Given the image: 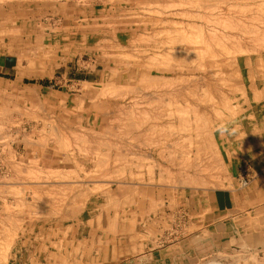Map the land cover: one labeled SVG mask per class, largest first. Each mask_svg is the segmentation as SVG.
<instances>
[{
    "label": "rangeland",
    "instance_id": "374dc122",
    "mask_svg": "<svg viewBox=\"0 0 264 264\" xmlns=\"http://www.w3.org/2000/svg\"><path fill=\"white\" fill-rule=\"evenodd\" d=\"M195 1L0 0L4 50L31 59L27 72L35 59L53 65L41 64L44 78L0 84V264H21L20 247L27 264L55 251L67 264L74 238L96 228L156 246L183 229L178 197L223 187L225 138L263 118L253 93L264 89V0ZM242 27L263 30L246 37ZM96 200L113 215L108 228L85 221ZM241 259L200 264H257Z\"/></svg>",
    "mask_w": 264,
    "mask_h": 264
},
{
    "label": "crops",
    "instance_id": "0c3cea01",
    "mask_svg": "<svg viewBox=\"0 0 264 264\" xmlns=\"http://www.w3.org/2000/svg\"><path fill=\"white\" fill-rule=\"evenodd\" d=\"M6 28L7 24L0 22V84L20 85L28 77H46L40 73L41 64H47L49 70L53 68L50 60L35 59L33 72H27L28 65L22 66V60L27 58L20 57V52L9 53L4 50L2 32ZM38 32L44 37L49 36L44 31ZM255 90V99L263 103V88L255 87ZM259 106L264 112V103ZM262 116L261 121H244L237 131H231L225 138L224 142L229 145L225 155L226 180L222 188L185 193L174 201L173 209L177 207L178 214L182 216V231L175 236L164 237V241L153 247L142 245L137 240H132L133 246L129 243L126 245L123 235L110 237L111 234L102 228L104 221L107 223L105 228L110 226L113 215L97 213V200L87 202L86 214H89V219L85 221L97 222L102 229H91L88 233L85 231L78 234L79 240L74 238L73 247L69 249L67 264L77 259L79 264H200L208 259L232 260V257L238 256L245 260L252 258L257 264H264V113ZM244 169L247 170V177L242 184ZM99 231L101 234L98 240L96 237ZM94 239H97L94 244L97 245V250L89 245ZM51 245L54 247L55 244ZM23 249L24 247H20L14 252L15 263L17 260L21 264L30 262L32 255L24 254ZM55 252H48L47 260L42 264H55ZM41 253L36 259L33 257V260L39 261ZM94 253L95 257H92Z\"/></svg>",
    "mask_w": 264,
    "mask_h": 264
},
{
    "label": "bare ground",
    "instance_id": "6f19581e",
    "mask_svg": "<svg viewBox=\"0 0 264 264\" xmlns=\"http://www.w3.org/2000/svg\"><path fill=\"white\" fill-rule=\"evenodd\" d=\"M204 1H205V0H204ZM204 1H203V0L201 1V0H200V1H198V3L202 4ZM220 1H221V0H220ZM220 1L217 0V2H218V3L216 2L217 5H218V4H221ZM223 1H224V0H223ZM233 1H234V0H233ZM194 2H196V1L194 0ZM201 2H202V3H201ZM206 2H207V1H206ZM206 2H205V3H206ZM212 2H213V7H217V8H218V7L220 6V5L217 6V5L215 4V0L212 1ZM212 2H211V3H212ZM219 2H220V3H219ZM191 3H192V2H191ZM198 3H197V4H198ZM223 3H224V2H223ZM262 3H263V2H262ZM206 4H209V3H206ZM214 4H215V6H214ZM263 4H264V3H263ZM195 5H196V4H195ZM203 5H204L205 7H208V5L206 6L205 4H202V6H203ZM209 5H210V4H209ZM222 5H223V4H222ZM224 5H225V4H224ZM230 5H231V4H230ZM197 6H198V5H197ZM226 6H227V4H226ZM199 7H200V6H199ZM211 7H212V6H211ZM213 7H212V9H213ZM223 7H224V6H223ZM231 7H232V6H231ZM247 7H248V6H247ZM221 8H222V7H221ZM228 8H229V7H228ZM228 8H227V9H228ZM232 8H234V7H232ZM242 8H244V7H242ZM242 8H241V9H242ZM249 8H250V7H249ZM258 8H259V7H258ZM263 8H264V7H263ZM225 9H226V7H225ZM247 9H248V8H247ZM219 10H220V9H219ZM222 10H224V9H222ZM232 10H233V9H232ZM236 10H237V9H236ZM239 10H240V7H239ZM228 11H229V10H228ZM240 11H241V10H240ZM259 11H261L260 8H259ZM238 12H239V11H238ZM259 13H261V12H259ZM232 14H233V13H232ZM233 15H234V14H233ZM243 15H244V14H243ZM254 15H255V14H254ZM263 15H264V14H263ZM218 16H219V15H218ZM218 16H217V17H218ZM223 16H224V15H223ZM259 16H260V15H259ZM221 17H222V16H221ZM229 17H230V16H229ZM250 17H251V16H250ZM263 17H264V16H263ZM231 18H232V17H231ZM239 18H240V17H239ZM260 18H261V17H260ZM225 19H226V18H225ZM246 19H247V18H246ZM250 19H252V17H251ZM263 19H264V18H263ZM208 20H209V19H208ZM214 20H215V19H214ZM228 20H229V19H228ZM228 20H227V21H228ZM248 20H249V19H248ZM256 20H257V19L255 18V21H256ZM260 20H261V19H260ZM217 21H218V19H217ZM225 21H226V20H225ZM235 21H236V23L239 22V21H237V19H236ZM242 21H243V20H242ZM246 21H247V20H246ZM250 21H251V20H250ZM252 21H254V20H252ZM252 21H251V22H252ZM219 22H220V19H219ZM247 22H249V21H247ZM216 23H217V22H216ZM226 23H227V22H226ZM261 23H262V22H261ZM217 24H218V23H217ZM223 24H224V23H223ZM230 24H232V23H230ZM233 24H234V20H233ZM245 24H246V23H245ZM245 24H244V25H245ZM263 24H264V21H263ZM263 24H262L261 26H264ZM219 25H220V24H219ZM248 25H249V24H248ZM248 25H247V26H248ZM259 25H260V23H259ZM227 26H228V25H227ZM229 26H230V25H229ZM238 26H239V24H238ZM241 26H242V25H241ZM245 26H246V25H245ZM245 26H244V27H245ZM188 27H189V26H188ZM214 27H215V26H214ZM224 27H226V26H224ZM224 27H222V28H224ZM244 27H242V28H243V29H242L243 31H241V29H240L239 32H240V34H241V32H243V33L241 34L242 36H243V35L245 36V35L247 34L246 37L248 36V34H249V35H253L254 32L252 31V29H256V28H257V27H255V28H251V27H250V28H251V30H250L249 27H247V28H244ZM248 28H249V29H248ZM262 28H263V27H262ZM215 29H216V28H215ZM220 29H221V28H220ZM244 29H247V31L244 30ZM257 29H258V28H257ZM175 30H176V29H175ZM248 30L251 31V32L249 31L250 33L253 32V34H250V33L248 32ZM260 30H263V29H259L258 32H259ZM176 31H177V30H176ZM199 31H200V30H199ZM210 31H211V30H210ZM213 31H214V30H213ZM217 31H218V30H217ZM222 31H223V29H222ZM224 31H225V30H224ZM226 31H227V29H226ZM233 31H234V30H233ZM235 31H236V30H235ZM235 31H234V32H235ZM245 31H246L247 33H245ZM254 31H255V30H254ZM263 31H264V30H263ZM239 32H238V33H239ZM255 32H257V30H256ZM258 32H257V33H258ZM260 32H261V31H260ZM175 33H176V32H175ZM199 33H201V32H199ZM215 33H217V32H215ZM225 33H226V32H225ZM235 33L237 34V32H235ZM257 33H256V34H257ZM262 33H263V32H262ZM172 34H173V33H172ZM177 34H178V33H177ZM211 34H212V33H211ZM211 34L208 35V36H209V37L212 36L213 38L215 37V38L217 39L218 34H217V35H214V34L211 35ZM226 34H228V33H226ZM256 34H254V35H256ZM263 34H264V33H263ZM199 35H200V34H199ZM201 35H202V34H201ZM219 35H220V34H219ZM221 35H222V34H221ZM229 35H231V34H229ZM229 35H227V36H229ZM257 35H258V34H257ZM180 36H182V35H180ZM180 36H175V37H177V38L179 37V38H180ZM196 36H197V35H196ZM223 36H224V35H223ZM225 36H226V35H225ZM227 36H226L225 38H228ZM233 36H234V34H233ZM233 36H231V37H233ZM236 36H238V35H236ZM242 36H240V37H242ZM259 36H260V35H259ZM259 36H254V37H252V38H256V37H257V38H256V40H257ZM172 37H174V36H172ZM182 37H184V36H182ZM189 37H190V36H189ZM189 37H187V38H189ZM198 37H199V36H198ZM200 37H203V36H200ZM204 37H206V38L204 39V40L206 41V40H207V35L204 36ZM219 37L221 38V36H218V38H219ZM240 37H239V38L237 37V38L240 40ZM263 37H264V35H263ZM187 38H186L187 43H188V41L191 40L193 44L198 45L193 39L188 40ZM192 38H193V37H192ZM213 38H211V39H213ZM222 38H223V37H222ZM222 38H221V39H222ZM225 38H224V39H225ZM235 38H236V37H235ZM237 38H236L235 40H236V42L239 44ZM252 38L249 37V41H250V39H252ZM170 39H171V38H170ZM175 39H176V38H175ZM175 39H174V41H173L174 44H175ZM228 39H229V38H228ZM232 39L234 40V37H233ZM247 39H248V38H247ZM247 39H246V40H247ZM260 39H262V38L260 37ZM171 40H172V39H171ZM171 40H170V41H171ZM180 40H182V39H179L178 41H180ZM198 40H199V41H197L198 43L204 42V41H203V38H202V39H198ZM209 40H210V38H209ZM213 40H214V39H213ZM213 40H211V43H212ZM218 40H219V39H218ZM218 40H217V41H218ZM225 40H226V39H225ZM235 40H234V41H235ZM243 40H245V39H243ZM252 40H253V39H252ZM254 40H255V39H254ZM254 40H253V43L256 42V41L254 42ZM258 40H259V39H258ZM170 41H169V42H170ZM217 41H215V42H217ZM219 41H220V40H219ZM219 41H218V42H219ZM230 41H231V40H230ZM259 41H260V40H259ZM259 41H258V42H259ZM173 42L170 43V44H173ZM209 42H210V41H209ZM218 42H217V43H218ZM243 42H245V41H243ZM243 42H240V43L243 44ZM247 42H248V40H247ZM180 43H181V42H180ZM180 43H179V45H180ZM184 43H185V42H184ZM213 43H214V42H213ZM213 43H212V44H213ZM229 43H230V42H229ZM229 43H228V44H229ZM237 43H236V44H237ZM249 43H250V45H252L251 42H249ZM259 43H261V42H259ZM263 43H264V42H263ZM181 44H182V43H181ZM204 44H205V43H204ZM204 44H203V45H204ZM206 44H207V43H206ZM206 44H205V45H206ZM219 44H220V43H219ZM230 44H231V43H230ZM230 44H229V45H230ZM238 44H237V45H238ZM246 44L248 45V43H246ZM177 45H178V44H177ZM188 45H189V43H188ZM199 45H202V44H199ZM203 45H202V47H203ZM209 45H210V44H209ZM217 45H218V44H217ZM243 45H245V44H243ZM193 46H195V45H193ZM221 46H222V45H221ZM234 46H235V45H234ZM234 46H233V48H235L234 50H236V49H237V48H236L237 46H236V47H234ZM239 46H240V45H239ZM239 46H238V48H239ZM241 46H242V45H241ZM241 46H240V47H241ZM245 46H246V45H245ZM245 46H244V47H245ZM252 46H253V48H255L256 46H257V47L260 46V44L257 45V43H256L255 45L253 44ZM263 46H264V45H263ZM199 47H200V46H199ZM204 47H205V46H204ZM224 47H227V46H224ZM242 47H243V46H242ZM249 47H250V46H249ZM249 47H248V48H249ZM182 48H183V47H182ZM205 48L208 49V47H205ZM222 48H223V47H222ZM233 48H232V49H233ZM258 48H261V47H258ZM258 48H255V50H256V49L258 50ZM223 49H224V48H223ZM232 49H231V50H232ZM241 49H243V48H241ZM241 49H239V50L242 51ZM244 49H245V48H244ZM246 49H247V48H246ZM250 49H252V47H251ZM250 49H249V50H250ZM168 50H169V49H168ZM178 50H179V49H178ZM221 50H222V49H221ZM228 50H230V49H228ZM231 50H230V52H229L230 54H231V52H232ZM239 50H238V51H239ZM247 50H248V49H247ZM183 51H184V50H183ZM187 51H188V50H187ZM187 51H186V52H187ZM194 51L197 52L196 50H194ZM208 51H209V50H208ZM210 51H211V50H210ZM210 51H209V53L212 54L213 52L211 53ZM225 51H226V50H225ZM244 51H245V50H244ZM244 51H242V53H244ZM251 51H252V50H251ZM253 51H254V50H253ZM178 52H180V51H178ZM184 52H185V51H184ZM198 52H204V53H202V54L207 53V54H205V55H209V56H210V54H208V52H207L206 49H203L202 51H198ZM223 52H224V50H223ZM245 52H246V51H245ZM248 52H249V51H248ZM248 52H246V53H248ZM257 52H260V50H258ZM173 53L175 54L174 51H173ZM180 53H181V52H180ZM187 53H188V52H187ZM225 53H226V52H225ZM225 53H223V54H225ZM153 54H154V53H153ZM153 54H152V55H153ZM177 54H178V53H177ZM182 54H183V53H182ZM184 54H186V53H184ZM202 54H199V55H202ZM214 54H215V53H213V57H215V58H218V57L220 56V55L218 54V55H217L218 57H216V55L214 56ZM227 54H228V53H227ZM232 54H233V52H232ZM232 54H231V55H232ZM163 55H164V54H163ZM241 55H242V54H241ZM164 56L167 57V54H165ZM203 56H204V55H203ZM206 57H207V56H206ZM213 57H212V58H213ZM258 57H259V56H258ZM177 58H178V57H177ZM177 58H176V59H177ZM199 58H201V57H199ZM209 58H210V57H209ZM233 58H234V56H233ZM181 59H182V58H181ZM213 59H214V58H213ZM227 59H228V58H227ZM259 59H260V58H259ZM200 61H201V60H200ZM212 61H215V59L212 60ZM232 61H233V60H232ZM232 61L229 59V60H227V63H228V64H230V63L233 64ZM257 62H258V60H257ZM213 64H216V62H213ZM219 64H220V63H219ZM219 64H218V65H219ZM221 64H222V63H221ZM230 65H231V64H230ZM212 66H213V65H212ZM216 66H217V65H216ZM221 66H222V65H221ZM220 68H221V67H220ZM141 78H143V77H141ZM145 85H146V84H145ZM148 86H150V85H148ZM153 86H154V85H153ZM160 86H161V85H160ZM252 87H253V86H252ZM262 88H263V87H262ZM252 89H254V87H253ZM254 91H255V90H254ZM263 91H264V89H263ZM252 92H253V91H252ZM254 93H255V92H254ZM221 96H222V95H221ZM226 97H227V96H226ZM226 97H225V98H226ZM254 97H255V96H254ZM247 105H248V104H247ZM185 125H186V124H185ZM101 162H102V161H101ZM102 164H103V163H102ZM104 166H105V165H104ZM41 198H42V197H41ZM41 198H39V199L41 200Z\"/></svg>",
    "mask_w": 264,
    "mask_h": 264
},
{
    "label": "built area",
    "instance_id": "2783aa9c",
    "mask_svg": "<svg viewBox=\"0 0 264 264\" xmlns=\"http://www.w3.org/2000/svg\"><path fill=\"white\" fill-rule=\"evenodd\" d=\"M242 175L244 176V178H243V180H242V184H244L246 181H245V178L247 177V170L246 169H244L243 171H242Z\"/></svg>",
    "mask_w": 264,
    "mask_h": 264
}]
</instances>
